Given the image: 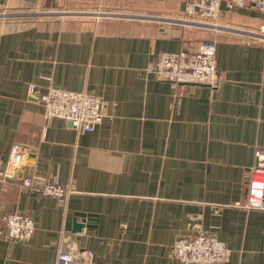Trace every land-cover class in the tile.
I'll return each instance as SVG.
<instances>
[{"label": "crops", "instance_id": "0c3cea01", "mask_svg": "<svg viewBox=\"0 0 264 264\" xmlns=\"http://www.w3.org/2000/svg\"><path fill=\"white\" fill-rule=\"evenodd\" d=\"M184 1L0 0V166L23 143L19 176L75 187L62 201L0 182V264H56L58 251L74 264H180L174 241L200 233L225 242L223 264H264V209L244 207L264 149V12L221 5L197 22ZM202 41L214 43L215 87L150 71L158 53ZM53 86L100 95V123L45 121L39 98ZM4 213L28 215L32 235L7 239Z\"/></svg>", "mask_w": 264, "mask_h": 264}, {"label": "built area", "instance_id": "2783aa9c", "mask_svg": "<svg viewBox=\"0 0 264 264\" xmlns=\"http://www.w3.org/2000/svg\"><path fill=\"white\" fill-rule=\"evenodd\" d=\"M221 5L227 9L249 7L264 12V0H185V20L197 22L216 20ZM187 46V45H186ZM184 47L179 51H162L150 65V71L161 80L178 84H199L215 87L220 81L216 68L214 43L202 41L193 49ZM34 93L33 85L27 90ZM39 100L43 105V117L49 121L54 117L66 119L74 128L83 131L93 130L101 121L104 105L100 95L87 91H73L59 87H50ZM27 145L14 142L3 166H0V182L21 178V183L33 187L41 195L54 196L64 200L73 192V184L61 185L45 182L34 185L31 175L19 176L22 163L28 154ZM255 161L249 168L245 185L244 207L246 209H264V149L254 151ZM7 229V239H28L34 230V223L28 215L4 213L1 216ZM229 254L225 242L210 233L195 236L178 237L172 245V257L180 264H223ZM56 264H74L72 254L58 251Z\"/></svg>", "mask_w": 264, "mask_h": 264}, {"label": "rangeland", "instance_id": "374dc122", "mask_svg": "<svg viewBox=\"0 0 264 264\" xmlns=\"http://www.w3.org/2000/svg\"><path fill=\"white\" fill-rule=\"evenodd\" d=\"M66 3L65 4L63 3L62 6H61V8L60 9H57V11H60V12H71V11H79V12L88 11L89 12L90 11V9L87 8V7H81V6L80 7H68ZM32 11H35V12L38 13V12H42L43 10L38 9V8H35Z\"/></svg>", "mask_w": 264, "mask_h": 264}, {"label": "water", "instance_id": "95a60500", "mask_svg": "<svg viewBox=\"0 0 264 264\" xmlns=\"http://www.w3.org/2000/svg\"><path fill=\"white\" fill-rule=\"evenodd\" d=\"M85 213H82V212H76L75 213V220H76V217H81V219H79V221H75L74 220V225H73V228L74 230H80L81 228H83L84 226H87V220L85 218Z\"/></svg>", "mask_w": 264, "mask_h": 264}]
</instances>
